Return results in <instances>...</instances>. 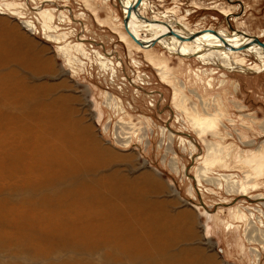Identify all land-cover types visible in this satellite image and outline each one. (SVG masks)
Here are the masks:
<instances>
[{
	"label": "rangeland",
	"instance_id": "obj_1",
	"mask_svg": "<svg viewBox=\"0 0 264 264\" xmlns=\"http://www.w3.org/2000/svg\"><path fill=\"white\" fill-rule=\"evenodd\" d=\"M147 3L154 13L173 11L166 20L180 19L189 31L236 30L264 43V0ZM147 5L140 12L149 18ZM39 9L52 15L46 33ZM0 10V28L54 69L39 82L67 84L62 91L77 97L70 120L80 121L101 151L122 156L103 175L113 168L149 174L158 190L151 200L163 201L171 215L184 212L194 228L197 237L184 246L203 248L214 264H264V244L246 242L247 223L235 220L244 213L264 231V72L227 69L217 55L198 61L157 45L140 49L124 31L118 0H0ZM77 44L87 59L75 53ZM64 46L70 59L58 50ZM99 55L109 70L98 65ZM230 56L260 65L244 51Z\"/></svg>",
	"mask_w": 264,
	"mask_h": 264
},
{
	"label": "bare ground",
	"instance_id": "obj_2",
	"mask_svg": "<svg viewBox=\"0 0 264 264\" xmlns=\"http://www.w3.org/2000/svg\"><path fill=\"white\" fill-rule=\"evenodd\" d=\"M135 2L118 0L123 18ZM144 4L147 0H141L127 25L142 43L158 39L154 46L181 58L205 61L217 55L227 69L264 72V48L253 43L257 37L236 30L189 31L180 19L170 20L173 11L154 13L150 3L153 15L142 16ZM38 17L48 31L52 15L39 9ZM142 30L153 34L142 39ZM12 34L0 28V264H214L203 248L184 246L197 237L194 228L184 212L171 215L163 201L151 200L158 190L149 174L129 177L115 168L102 174L122 156L88 140L89 130L75 116L70 120L77 97L62 91L67 84L40 83L54 69L24 51ZM64 48L58 50L70 59ZM84 50L77 44L75 53L86 58ZM240 51L255 55L260 65L231 61L230 55ZM96 59L102 69L112 66L100 55ZM235 220L247 223L246 242L264 244V231L244 213ZM244 248L238 242L239 252Z\"/></svg>",
	"mask_w": 264,
	"mask_h": 264
},
{
	"label": "water",
	"instance_id": "obj_3",
	"mask_svg": "<svg viewBox=\"0 0 264 264\" xmlns=\"http://www.w3.org/2000/svg\"><path fill=\"white\" fill-rule=\"evenodd\" d=\"M141 3V0H136V2L134 3V5H132L131 7H129L127 9V13L126 15L124 16L123 18V24H124V28H125V31L128 33V35L131 37V39L136 43V45H138L139 47L143 48V47H153L157 42H158V39H155L153 40L152 42L148 43L147 45L142 43L141 41L137 40L135 38V36L128 30V22H129V19H130V15L133 11H135V9L138 7V5ZM168 35L170 36H174V37H177L173 32H169ZM178 38V37H177ZM253 43L261 46L262 48H264V43L260 42L257 38H253ZM146 45V46H145Z\"/></svg>",
	"mask_w": 264,
	"mask_h": 264
}]
</instances>
